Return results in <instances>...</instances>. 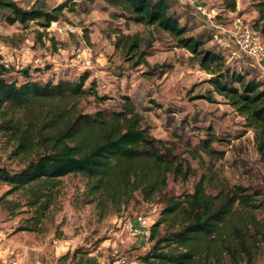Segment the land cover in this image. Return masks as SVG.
Returning <instances> with one entry per match:
<instances>
[{
  "label": "rangeland",
  "instance_id": "obj_1",
  "mask_svg": "<svg viewBox=\"0 0 264 264\" xmlns=\"http://www.w3.org/2000/svg\"><path fill=\"white\" fill-rule=\"evenodd\" d=\"M29 9L44 5L52 11L62 4L58 0H16ZM174 4V10L186 12L182 24L189 28L187 36H202L206 49L215 48L226 57V66L250 72L248 78L260 76L250 62L231 58L234 47L230 30L236 16H245L254 23L258 13L254 0H236L237 12L231 13L223 0H197L216 10L213 24L185 7ZM124 10L103 0H82L75 10H64L59 26L63 34L47 31L36 22L28 27L8 26L0 20V56L9 61L14 71L50 68V72L65 73L71 79L90 72L96 83L98 96L109 98L102 102L94 95L76 100L44 103L42 109L56 113H83L107 116L120 112L124 96L135 101L143 121L142 127L151 136L175 151L186 161L192 175L187 181L169 177L165 192L177 196L192 193L203 177H215L218 185L235 188L242 186L254 195L259 210L242 212L241 217L254 215V238L247 237L248 253L232 257L222 247L217 248L213 264H264V157L258 151L256 132L229 101L214 91L212 75L203 71L197 59L177 40L157 26L130 22ZM126 16H130L126 14ZM124 36H136L141 50L147 46L150 56L138 64L139 55L129 53ZM83 51V53H80ZM84 52H87L84 55ZM140 54V53H139ZM8 67V68H9ZM14 75V74H13ZM261 78V76H260ZM208 98H211L208 99ZM221 141L212 144L216 154L204 149L210 131ZM13 148L0 136V169L19 172L29 159L12 155ZM224 152V156L219 155ZM86 181L71 175L61 179L58 196L44 218L34 217L28 205V191L9 193L10 187L0 181V264H138L139 258L150 247L149 240L134 237L128 223L138 216L159 219L161 205L158 198L145 202L140 193L120 210L102 213L94 205H82L78 198L85 190ZM215 194V193H214ZM10 202V203H7Z\"/></svg>",
  "mask_w": 264,
  "mask_h": 264
},
{
  "label": "trees",
  "instance_id": "obj_2",
  "mask_svg": "<svg viewBox=\"0 0 264 264\" xmlns=\"http://www.w3.org/2000/svg\"><path fill=\"white\" fill-rule=\"evenodd\" d=\"M103 1L124 10L130 16L123 14V17L130 22L157 26L175 38L179 48L189 51L201 69L213 76L210 83L214 91L254 128L258 151L264 157L263 78H248L250 72L226 66L224 54L215 48H205L211 37L204 40L202 36H187L189 28L182 24L187 14L174 10L177 0ZM254 1L258 16L250 24L264 36V0ZM80 2L68 0L46 11L44 5L26 9L16 0H0V20L8 26L18 24L24 28L36 22L47 29L52 22H59L64 10H75ZM223 2L231 13L237 12L236 0ZM125 39L129 53L139 55L138 64L151 55L147 46L140 52L138 37L124 36L120 41ZM48 70L29 66L14 71L5 67L0 56V136L13 148L12 155L29 159L19 172L0 169V181L10 187L9 193L28 191V205L34 210V217L39 221L45 217L58 196L61 179L75 175L86 181L79 203L94 205L102 213L129 205L136 193L145 202L159 197L160 216L151 227V245L138 264H213L218 258V247L233 258L240 252L248 253L247 237L254 236L247 232L255 228V217L252 214L243 218L241 213L259 210L254 198L259 196L258 192L249 194L242 186H220L215 177H202L192 193L177 196L173 191L165 192L170 176L187 181L192 175L191 168L172 148L142 127L143 118L135 101L124 96L122 111L109 116L104 112L95 115L69 112L49 117L52 111L45 112L41 108L44 103L88 95L102 102L109 98L98 96L95 82L89 88L86 86L90 72L71 79L61 72L51 71L47 75ZM208 131L211 134L204 141V149L216 154L212 144L222 139L216 138L212 129ZM219 155L223 157L224 152ZM88 261L95 264L96 260Z\"/></svg>",
  "mask_w": 264,
  "mask_h": 264
},
{
  "label": "built area",
  "instance_id": "obj_3",
  "mask_svg": "<svg viewBox=\"0 0 264 264\" xmlns=\"http://www.w3.org/2000/svg\"><path fill=\"white\" fill-rule=\"evenodd\" d=\"M58 1L63 3L68 0ZM177 1L180 3L179 0ZM182 4L191 7L206 22L214 23L217 16L216 10L209 9L207 5L197 0H185ZM233 26V29L229 31L234 44V47H231L230 51L231 58L236 61L250 62V67L264 79V36L252 28L245 16H236ZM65 29H68V27H61L58 22H52L46 30L63 34ZM80 53H83V51H80ZM86 53L84 52V55ZM2 63L5 67H9L8 60L4 59ZM152 225L153 222H151L150 218L138 216L135 220L129 221L128 231L134 237L149 240Z\"/></svg>",
  "mask_w": 264,
  "mask_h": 264
}]
</instances>
